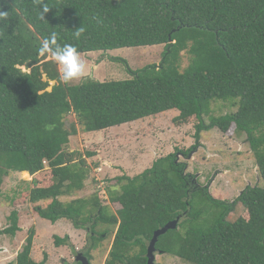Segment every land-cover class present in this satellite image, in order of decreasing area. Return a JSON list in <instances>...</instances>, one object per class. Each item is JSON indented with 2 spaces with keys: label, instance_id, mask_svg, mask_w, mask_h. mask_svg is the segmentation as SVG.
<instances>
[{
  "label": "trees",
  "instance_id": "1",
  "mask_svg": "<svg viewBox=\"0 0 264 264\" xmlns=\"http://www.w3.org/2000/svg\"><path fill=\"white\" fill-rule=\"evenodd\" d=\"M45 5L49 11L41 19ZM0 11L7 13L0 19V190L10 172L26 173L28 201L42 219L111 226L107 264L139 260L154 230L178 215V227L159 237L158 248L192 264H264V186L240 195L247 219L228 221L231 207L208 188L195 185L188 192L191 175L183 174L186 163L177 162L175 153L135 177H117V190L59 199L85 187L87 159L95 155L69 149L78 123L95 132L177 109L174 123L195 117L199 128H211L202 116L210 114L212 100L236 107L211 123L223 133L234 126L235 134L247 136L264 183V0H0ZM79 28L84 31L77 38ZM53 32L58 44H72L79 54L158 44L164 52L158 65L127 67L126 80L83 76L63 83L51 54H39ZM183 52L190 62L181 70ZM70 114L75 121L67 127ZM105 196L120 208L108 209ZM9 221L0 237L21 230L16 210ZM34 235L30 227L15 264H44L31 258ZM64 238L56 236V245Z\"/></svg>",
  "mask_w": 264,
  "mask_h": 264
},
{
  "label": "rangeland",
  "instance_id": "2",
  "mask_svg": "<svg viewBox=\"0 0 264 264\" xmlns=\"http://www.w3.org/2000/svg\"><path fill=\"white\" fill-rule=\"evenodd\" d=\"M163 52L164 46L158 44L118 48L104 53L99 51L80 54L87 67L83 76H90L100 81L126 80L131 78L127 67L137 70L152 64L158 65L162 60ZM189 62L190 55L183 52L181 70L185 69ZM22 69L26 70L24 67ZM82 77L68 83L76 84ZM230 102L211 101L210 114L202 116L203 123L211 128H199L197 126L199 120L195 117H191L184 124L174 123L173 118L179 114L177 109L95 132L84 131L78 123L77 134L70 137L69 149L81 153L85 149H90L95 155L87 159L89 175L84 182L85 187L59 199L67 202L75 198H89L98 189L117 190L119 189L117 177L121 175L135 177L151 168L156 159L170 153L176 154L177 162L186 163L182 169L184 175L190 174L192 180L199 179L201 185L212 183L209 192L218 199H225L228 203L234 202L240 192L247 187L264 186L249 141H245L247 136L235 134L232 130L234 126L223 133L211 123V117L224 116L236 110ZM64 121L68 127L75 118L70 114ZM176 149L189 151L183 154ZM237 171L241 174L235 175L232 180L233 172ZM30 183L31 177L21 172H10L3 179L0 190V229L8 227L9 215L16 210L21 230L13 237L9 235L0 237V264H15L16 254L25 244L30 227L35 229L31 257L37 262L43 257H46L45 260L50 258L51 264H58L61 256L68 259L67 248L55 249L52 245L55 235L61 237L68 234V241L73 243L74 247L83 244L84 231L77 229L71 220L62 218L52 223L33 212L32 205L28 201ZM40 204L44 206L46 201H41ZM102 204L112 212L120 208L117 202H111L107 196L102 199ZM239 217L247 219L249 215L245 205L236 202L235 210L229 213L227 219L233 221ZM90 223L91 221H88L86 224ZM100 226L99 229L104 230L107 225L100 224ZM112 239L111 236H107L101 245L102 252L95 254L98 264L106 257ZM97 249L99 247L94 248L93 251ZM172 258L177 256L167 253L157 259L160 262L166 259L171 263Z\"/></svg>",
  "mask_w": 264,
  "mask_h": 264
},
{
  "label": "flooded vegetation",
  "instance_id": "3",
  "mask_svg": "<svg viewBox=\"0 0 264 264\" xmlns=\"http://www.w3.org/2000/svg\"><path fill=\"white\" fill-rule=\"evenodd\" d=\"M245 141H247V140H245ZM228 173H230V172H228ZM233 173H234V175L232 177V180L234 179V176L235 175H240L241 174L238 171L237 172H233ZM226 174H227V172L225 173V175ZM213 179L215 180L216 178H213ZM187 182H188V186L190 187L189 188V191H188L189 193L191 191L196 190L197 187H199L198 183L195 180H193V182L195 183V184H193L192 177H189V181H187ZM195 185H196V189H195ZM211 185H212V183H208L207 185H205V184L202 185V186L200 185L201 187H199V188H208L209 189V187H211ZM234 188H238V187H234ZM246 189H244L243 191L240 192V194L236 197V199H235L234 202L228 203L225 199H220L221 201H224L225 204L228 207H231L230 210L228 211L227 216H229V213H231V212H233L235 210V204H236V202H240V203H242L244 205V203L241 200H239V197H240V195ZM231 190L233 191V187H231ZM208 192H209V190H208ZM209 194L213 198L218 199L215 196H213L210 192H209ZM180 219H181V217H180ZM226 220L230 221L231 219H229V218L227 219V217H226ZM235 220H233V221H235ZM179 222H180V220H179ZM92 223L93 222H91L89 225L88 224H85L83 226L77 227V229H82L84 231L83 244L80 245L79 247H74V244L68 241L69 240L68 239V234H66L65 236H63V237H66L67 238V240L64 241V244H59V245H56V243H55L56 242L55 241V237L57 235L54 236V240L52 242V245L55 246V249L56 248L57 249H60L62 247H65V248H67V251H68L67 252L68 253V256H67L68 259H66L65 257L61 256L59 258V263L58 264H98L97 258L94 257V256H95V254L102 252L101 245H102L103 241L106 239L107 236H111L113 239L111 241L110 249H109L108 253L106 254V257H104V260L100 262V264H107L106 262L110 259L109 253H110V250H111V247H112V243H113V240H114V237H115V233H114L115 230L113 231L111 226H106V228L108 229V233H109L108 234V233H105V231L103 229H99V228H101L100 225H94V229H92V227H91V224ZM58 237H60V236H58ZM149 240H150V238L146 241V244H145V252L143 254H139L138 252L135 251V249L132 250V252H131L132 253V256H136L137 254L140 255L141 258L139 260L138 259H133L132 262L130 263L125 258L123 260V263L122 262H119L117 264H147V247H148ZM98 247H99V249H97L96 251H93L94 248H98ZM156 249L157 250H156V252L154 254L155 255V259H154V263L155 264H192L190 262H187L185 260H182L179 257L172 258L173 261L171 263L169 261L167 262L166 259L163 260L162 262H160L157 258L158 257L160 258L161 256H164V254H167V252L165 250H163V249L158 248L157 246H156ZM161 251H163V252H161ZM45 259H46V257H43L41 259V261H39V262H43L44 264H46V263L51 264L50 263V260H51L50 258H49V260H45Z\"/></svg>",
  "mask_w": 264,
  "mask_h": 264
},
{
  "label": "clouds",
  "instance_id": "4",
  "mask_svg": "<svg viewBox=\"0 0 264 264\" xmlns=\"http://www.w3.org/2000/svg\"><path fill=\"white\" fill-rule=\"evenodd\" d=\"M48 11H49V8L45 5L43 7V11L41 12L40 18L44 19V13H47ZM6 16H7V13L0 11V19L5 18ZM83 31H84L83 28H79L74 33V35L77 38H79L81 34L83 33ZM57 35L58 34L56 32H53L48 38H45L42 41L41 46L39 48V54L41 56H44L46 54H51V57L53 58V60L58 64V67L60 70V80L63 83H68L72 80L79 79L80 77H82L86 73L87 67H86L85 62L81 59V56L79 52L77 51V48L74 47L72 44H64L63 46H61L60 44L57 43ZM54 83L55 82H53L52 84ZM99 170L100 168H98V171ZM196 182L198 183L199 187L202 186L197 180ZM178 216L181 217L182 215H178ZM178 224H179V221L177 223V226ZM177 226L175 228H177ZM61 238H64V237L61 236ZM32 250H33V244H32L31 252Z\"/></svg>",
  "mask_w": 264,
  "mask_h": 264
},
{
  "label": "water",
  "instance_id": "5",
  "mask_svg": "<svg viewBox=\"0 0 264 264\" xmlns=\"http://www.w3.org/2000/svg\"><path fill=\"white\" fill-rule=\"evenodd\" d=\"M191 157V154L189 155ZM196 181V179H195ZM180 219V216H178L176 219L167 222L164 226L157 228L154 230L149 242H148V247H147V264H155L154 259H155V252H156V244L158 241V238L165 234L168 230L173 229L177 226V223ZM163 252V251H161Z\"/></svg>",
  "mask_w": 264,
  "mask_h": 264
},
{
  "label": "crops",
  "instance_id": "6",
  "mask_svg": "<svg viewBox=\"0 0 264 264\" xmlns=\"http://www.w3.org/2000/svg\"><path fill=\"white\" fill-rule=\"evenodd\" d=\"M137 121V120H136ZM134 122V121H133ZM212 187V186H211Z\"/></svg>",
  "mask_w": 264,
  "mask_h": 264
}]
</instances>
